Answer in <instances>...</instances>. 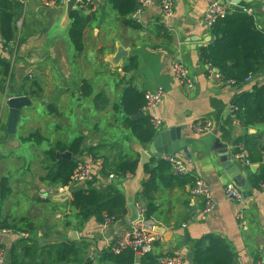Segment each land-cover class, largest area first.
<instances>
[{"label": "crops", "instance_id": "0c3cea01", "mask_svg": "<svg viewBox=\"0 0 264 264\" xmlns=\"http://www.w3.org/2000/svg\"><path fill=\"white\" fill-rule=\"evenodd\" d=\"M9 1L17 4L19 17L11 44L5 45L0 33V184L2 178L8 176L11 189L9 198L0 200V225L6 223L12 227L26 218L38 230L33 237L0 232V243L7 254L14 250L17 264H43V247L74 243L82 249L79 263L73 261V256L58 264H86L91 254H96L92 264H111L101 258L102 252L114 243V225L106 226L91 219L79 227L73 218H56L62 212L71 216L68 204L72 196L68 202L60 203L57 214L51 212L50 205L42 204L38 197L40 190L53 189L40 180L46 173L37 179L38 190L34 194L30 192L27 174L29 166L37 159L19 154L25 149L21 139L37 131L49 143L69 144L83 137L81 162L92 160V184L95 188L105 187L117 181L114 172L108 180L101 175L105 163L115 165L121 160L139 161L132 147L141 143L129 129L130 122L150 120L152 114L143 111L145 95L163 87L165 97L156 110V115L165 120L160 130L181 128L183 138L192 140L190 160L193 162L189 169L210 185L215 208L209 214L204 213L206 202L193 198L191 178L174 179L170 187L159 183L154 195L159 212L153 218L147 219L146 202L137 199V206L145 211L139 223L148 229L154 228L160 235V242L151 257L181 256L185 264H189L188 255L194 252L196 244L214 235L224 242L234 257L233 264H260L264 259V194L261 191L264 184V113L256 125L244 128L232 109L241 98L264 87V73L252 77L242 86H235L224 82L216 69L202 61L201 51L214 42L211 29L204 24V16L219 0H176L175 12L170 18L164 16L161 0H155L142 11L133 0L137 11L126 17L113 8L111 0H93L92 9H80L83 20L88 21L83 32L82 52L76 50L68 32L53 38L49 36L55 19L63 14L64 4L49 8V0ZM248 1L250 3L245 5L253 10L257 29L264 33V0ZM167 33L171 34L170 38L166 37ZM118 43L130 56L119 69H115L107 58L115 55ZM131 58L137 62V67L127 73L124 69L129 66ZM175 63L190 72L193 89L177 80L173 72ZM32 72L37 74L39 82L28 80L29 75L35 77ZM128 89L144 96L143 105L135 113L142 118L132 119L137 115L126 114L124 103ZM18 96L29 97L35 107L42 105L45 115L34 113L32 109L35 108L23 111L17 134L19 146L13 148L7 144V101ZM198 120L210 121L211 131L196 134L193 126ZM50 124L56 127L52 128V133ZM34 127L37 130L26 134V128ZM44 128L48 131L45 132ZM240 140L251 161L250 167H243L236 160ZM90 149L94 151L90 152ZM227 156L239 167L244 181L251 188L246 196L241 186L231 181L221 168V159L227 160ZM172 176L177 178L174 173ZM132 177L128 176L125 183H120L122 189V184ZM149 177L146 174L145 181ZM185 180L189 183L184 185ZM228 186L240 191L241 202L227 197ZM21 200L27 201L31 208L23 209ZM34 210L37 213L33 217ZM240 215L244 217L246 230L240 227ZM66 224H70V229L64 228ZM54 225L63 227L56 229ZM69 230L78 232L79 241L70 242L65 233ZM187 231L190 243L184 246ZM84 244L89 246L87 251H84Z\"/></svg>", "mask_w": 264, "mask_h": 264}, {"label": "trees", "instance_id": "16d2710c", "mask_svg": "<svg viewBox=\"0 0 264 264\" xmlns=\"http://www.w3.org/2000/svg\"><path fill=\"white\" fill-rule=\"evenodd\" d=\"M111 5L125 17L133 15L137 11L133 0H111ZM244 8L249 9L248 6L242 4L225 19H219L211 28L214 42L201 51L202 61L212 69L218 70L224 82L235 86H242L252 77L264 73V33L257 29L255 17L244 13ZM18 11L19 8L16 3L13 4L9 0H0V33L5 45L11 44L15 38V29L19 17ZM71 18L72 24L68 30V35L76 50L82 52L83 32L88 21L83 20L81 11L73 13ZM158 29L162 31L161 27ZM170 36L171 34H166L167 38H170ZM136 67L137 62L132 59L129 66L124 70L129 73ZM8 71L7 69L6 74H8ZM125 98L124 107L128 116H132L139 111L144 102V96L132 89L125 92ZM235 109L233 114L244 128L256 125L255 123L264 113V87L258 88L252 95L241 98L235 105ZM147 119L141 122H130V128L128 126L141 145L145 147L151 143L158 132L153 128L149 118ZM21 142L25 149L19 151V154L25 157L39 158L41 165H44L46 176L40 178L43 183H47L53 188H69L71 178L77 169L78 163L82 160L83 137L80 136L69 144L49 143V140L40 131H37L27 138L21 139ZM240 142L242 141H238V145H240ZM35 151L40 153H35ZM58 151L71 152L73 159H58ZM89 151L93 152L94 149ZM138 162L131 163L121 160L115 165L105 163L101 175L108 180L111 172H114L113 175L117 177V181L109 183L105 187L95 188L92 183H89L69 188L72 200L68 206L72 210L73 219L78 222L79 227L84 226L91 219H95L99 224L104 225L105 216L113 220V225L127 217L125 190L123 191L125 184H122V189L120 183H125L128 176L134 175ZM172 173L171 165L163 160H153L146 168V174L150 177L144 181L143 193L138 196V199L141 198L146 202L147 219L155 217L159 212L154 197L159 189V183L170 187L172 180L184 179L178 176L173 178ZM262 178L264 181V173H262ZM187 183L189 182L185 180L184 185ZM10 193V179L8 176H4L0 184V200H7ZM39 201L42 204H49L51 212L54 211L57 214L60 211L58 210V207H60L58 202L53 203L50 199H39ZM64 228L70 229V224H66ZM4 230L10 231L14 235L33 237L38 229L31 220L22 218L12 227L7 226L6 223L0 225V232ZM83 248L86 249L84 251H87L89 246L84 244ZM194 252L193 264H233L234 257L229 253L224 242L214 235H209L199 241L194 248ZM41 253V259L44 260L43 264L65 263L73 256V261L79 263L82 249L74 243H65L43 247ZM15 254L14 250L10 251V261L7 260L6 264H17ZM158 259L147 256L141 261V264H158ZM101 261L111 264H134L135 254L133 251L128 250L116 255L110 247L102 252ZM92 263L94 262L87 259L86 264Z\"/></svg>", "mask_w": 264, "mask_h": 264}, {"label": "built area", "instance_id": "2783aa9c", "mask_svg": "<svg viewBox=\"0 0 264 264\" xmlns=\"http://www.w3.org/2000/svg\"><path fill=\"white\" fill-rule=\"evenodd\" d=\"M66 0H49L47 6L49 8H56L61 4H64ZM80 1V9L82 8H90L93 7V0H79ZM155 0H135L138 5L139 11L144 10L145 8L151 6ZM224 1V0H219ZM237 7L234 4H226L221 5L219 2L214 3L206 12L204 16V24L207 28L211 29L216 24L219 19H225L229 14L233 13V8ZM161 8L165 17L170 18L173 16L176 8V0H161ZM244 13L248 15H253V10L244 8ZM173 72L175 77L181 84H185L188 88L193 89L194 84L190 75V72L180 63H175ZM32 79V76H29ZM165 97V89L163 87H159L153 92H147L145 95V106L143 111L145 114H152L150 116V122L154 129L159 131L162 127H164L165 120L158 115H156V110L159 105L163 102ZM236 109H232V113H234ZM212 123L208 120H198L194 126L193 130L198 135H204L211 131ZM163 161L167 162L171 165L172 171L175 176L187 179L191 178L193 180L192 185V195L193 198L198 199L201 198L205 200L206 206L204 209L205 214L211 213L215 204L212 197V190L210 185L196 176L189 169V164L193 161L184 160L180 157L169 156L163 157ZM236 160L239 161L243 167H250L251 161L249 160L246 151L244 150L242 145H237L236 147ZM114 178V176H111ZM94 182V174H93V162L90 160L89 162H79L77 169L75 170L69 188L85 185ZM63 188H53V189H43L39 191L38 197L41 200H48L52 196H56L62 194L64 192L68 193L70 197L72 196L71 191ZM261 191L264 194V184L261 186ZM227 197L236 202L242 201V194L239 190L235 189L233 186H228L226 188ZM139 210V219L128 227L120 230L116 233L114 237V243L111 245V251L119 255L125 251L131 250L135 254V263L141 264V261L147 256H151L154 248L157 243L160 242V235L154 229H148L144 224L139 223L141 220V216L145 213L144 210L138 207ZM57 218H61V215H58ZM238 221L240 223V227L243 230L247 229L246 222L244 220L243 215L238 216ZM105 225L110 226L113 225V220L107 216H105ZM4 234H13L10 231H2ZM96 254L90 255V260H95ZM7 263V252L5 248L0 243V264ZM158 264H185V260L181 256H171L166 255L162 256L158 259ZM260 264H264V259Z\"/></svg>", "mask_w": 264, "mask_h": 264}, {"label": "water", "instance_id": "95a60500", "mask_svg": "<svg viewBox=\"0 0 264 264\" xmlns=\"http://www.w3.org/2000/svg\"><path fill=\"white\" fill-rule=\"evenodd\" d=\"M221 5L234 4L242 5L249 4L248 0H224L219 1ZM75 12H80V1L79 0H66L64 3L63 14L57 17L54 21V24L49 32L51 38L59 34L67 33L71 24H72V14ZM117 52L113 56L107 58V62L110 63L113 68L119 69L125 59L129 58V52L123 47L121 43H118ZM219 74L218 70H215ZM131 76V75H130ZM1 91V89H0ZM7 107L9 110L8 122H7V144L13 148L19 146L17 141V134L19 125L22 120L23 111L25 109L34 108L35 103L27 96H18L10 98L7 101ZM142 118L140 114L133 117L132 119ZM192 145V140L188 138H183L181 133V128H173L169 130H159L156 137L148 145V148L141 144H134L133 151L139 156V162L137 169L133 177L125 184V198L127 203V209L130 211V216L124 218L120 222L116 223L112 228V233H117L120 230L128 227L139 219V210L136 204L138 196L143 193V183L146 179V168L151 164L154 159H162L163 157L175 156L177 155L184 160L192 159V150L190 146ZM180 155V156H179ZM228 157V156H227ZM58 159H73V154L69 151L67 152H57ZM221 168L229 176L231 181L236 185H240L244 195L251 188L247 182L244 181L242 173L239 167L234 164L230 158L227 160L225 158L221 159ZM70 195L66 192L50 197L51 201L58 203L68 202ZM66 233V236L72 242L79 241L78 232L69 230ZM185 243L184 246H187L190 243V236L188 231L185 233ZM10 259V256L7 254V260ZM194 252L191 251L188 255V263L193 264Z\"/></svg>", "mask_w": 264, "mask_h": 264}, {"label": "rangeland", "instance_id": "374dc122", "mask_svg": "<svg viewBox=\"0 0 264 264\" xmlns=\"http://www.w3.org/2000/svg\"><path fill=\"white\" fill-rule=\"evenodd\" d=\"M35 74V77L34 75H29V76H32L33 79H27L30 81L31 80V83H33V81L35 82H39V78L37 77V74L35 72H32ZM6 103V102H5ZM35 109H32V111L36 114H41V115H45V109L42 105H39L37 104V107H34ZM55 127V125H52L50 124L49 126V129L51 131V133L53 132L52 131V128ZM56 128V127H55ZM163 128V127H162ZM30 130H27L26 128V134H29L30 132H34L35 130H37V128H29ZM44 131L47 132L48 130L46 128H44ZM55 132V131H54ZM51 133H49L50 135H52ZM35 153H40L38 151H35ZM41 160L39 158H37V161L34 160V162L29 166V173L27 174V181L28 183L31 184V189H30V192L33 191L32 193L34 194L36 192V190H38L39 187H37V179L40 178V177H43L45 175V170H44V165L42 164L41 165ZM39 194V193H38ZM22 201V204H23V209H30V204L27 202V201H24V200H21ZM36 203V199L34 200ZM37 213V210H34L33 212V217L35 216V214ZM26 215H28V213H25ZM61 215V219L64 220V218H67L68 220L69 219H72L74 217L73 214H71V216H67L66 213L64 214V212L60 213ZM57 218V217H56ZM55 218V221H58L57 219ZM60 222V220L58 221ZM64 223H62L61 225H63ZM53 227H56L57 228H62L63 226H56L54 225Z\"/></svg>", "mask_w": 264, "mask_h": 264}]
</instances>
